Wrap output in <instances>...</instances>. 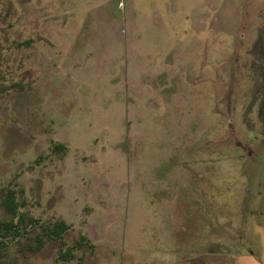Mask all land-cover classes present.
<instances>
[{"label": "rangeland", "instance_id": "rangeland-1", "mask_svg": "<svg viewBox=\"0 0 264 264\" xmlns=\"http://www.w3.org/2000/svg\"><path fill=\"white\" fill-rule=\"evenodd\" d=\"M19 213L0 264H264V0H0Z\"/></svg>", "mask_w": 264, "mask_h": 264}, {"label": "trees", "instance_id": "trees-1", "mask_svg": "<svg viewBox=\"0 0 264 264\" xmlns=\"http://www.w3.org/2000/svg\"><path fill=\"white\" fill-rule=\"evenodd\" d=\"M58 149H63L62 147H58ZM3 206L5 210L13 215L17 214L18 204L15 202L14 192L8 191L3 200ZM30 223H34V220H29ZM24 223L25 216L21 213L18 214L17 220L14 222L10 220L8 222L0 223V255L1 250L6 246L9 241V237H20L24 233ZM46 229V228H45ZM69 229L68 225L64 222L56 223L52 228H48L44 230V235L50 239H59L62 240L65 232ZM43 243L41 238L37 239V244L40 247ZM73 257V254L70 249L66 251H61L59 254V258L66 262Z\"/></svg>", "mask_w": 264, "mask_h": 264}]
</instances>
